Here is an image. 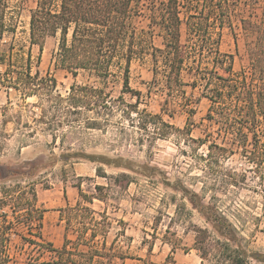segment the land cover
I'll list each match as a JSON object with an SVG mask.
<instances>
[{"label":"rangeland","instance_id":"obj_1","mask_svg":"<svg viewBox=\"0 0 264 264\" xmlns=\"http://www.w3.org/2000/svg\"><path fill=\"white\" fill-rule=\"evenodd\" d=\"M36 1L18 0L16 32L3 38L13 47L14 59L23 56L25 60L29 54L32 74L38 71L52 77L62 98L67 97L73 83L98 86L86 73L81 72L74 80L57 66L58 35L46 39L42 50L29 46V13ZM166 1L138 0L133 4L132 27L137 34L143 32L153 48L161 47V36L150 24L152 11H158ZM242 2L231 9L230 22L221 34L220 51L233 57L234 72L246 65L245 44L249 41L240 20L250 11ZM150 54L149 49L130 63L129 86L142 95L136 105L140 116L132 118L160 117L171 126L164 129L169 135L163 138L148 137L117 112L106 130L82 133L79 139L64 127L60 132L70 136L60 146V140L54 143L53 132L47 128L63 119L52 117V103H46V97L40 101L35 96L23 98L0 90V225L11 228L6 245L9 264L46 260V255L26 240L62 246L65 231L59 210L81 200L78 186L83 195L101 199L86 206L105 214L110 224L105 236L94 241L95 248L105 243L106 249L124 256V260L114 258L102 264H164L167 258L174 264H215L202 259L194 247L195 228H210L197 209L199 203L216 208L232 225L247 256H264V164L254 166L241 149L229 146L224 158L217 150L208 157L206 146L189 142L184 128L189 129L188 138L193 140L204 139L209 132L206 115L210 103L200 96L199 87H183L179 96L157 91L147 95L153 77ZM181 76L185 84H191V75L183 71ZM120 88L118 82L110 83L107 91L114 96L109 98L135 104L134 96H117ZM80 149L103 157L105 164L68 157ZM97 168L105 178L96 176ZM15 186L19 188L5 193ZM29 186L36 195L34 202L27 193ZM95 186L104 188L96 192ZM27 199L35 210L43 212L41 220L37 214L30 216ZM68 238L73 240L70 235ZM247 264L264 263L250 258Z\"/></svg>","mask_w":264,"mask_h":264},{"label":"trees","instance_id":"obj_2","mask_svg":"<svg viewBox=\"0 0 264 264\" xmlns=\"http://www.w3.org/2000/svg\"><path fill=\"white\" fill-rule=\"evenodd\" d=\"M136 1H36L35 8L29 13V46L42 50L46 39L58 35L57 66L74 80L82 72L98 84L73 83L66 92L67 97L62 98L52 77L42 76L38 71L32 74L29 54L25 60L23 56L14 59L13 47L3 38L15 34L20 7L16 6L18 0H0V90L15 92L23 98L35 96L40 101L41 97H46V103H52L49 107L52 117L60 116L64 120L52 122L56 126L51 127L50 124L47 128L53 132L54 143L60 140V146L67 136L74 135L79 139L82 133L106 130L117 112L131 126L136 124L148 137L163 138L169 135L164 129L171 126L160 117H139L136 121L132 118L133 115L140 116L136 105L142 95L129 86L130 63L146 55L150 49L153 77L147 95L157 91L165 96H179L183 94V87H199L200 96L210 103L206 115L209 132L204 139L193 140L188 138L189 129L184 128L188 141L206 146L208 157L217 150L218 155L224 158L229 146L241 149L243 157L254 166L263 165L264 0L242 2L250 11L247 18L240 20L241 30L249 41L245 44L246 65L238 72L233 71V57L220 51V43L222 31L230 22L231 9L241 0H167L158 11H152L150 21L159 29L160 48L150 47L144 33L137 34L132 27ZM182 10H185L184 15ZM183 71L191 75V84L183 82ZM114 82L121 87L117 96H134L135 104L126 105L121 99L109 98L114 95L107 89ZM45 113L41 108V114ZM64 127L71 130L70 135L60 132ZM217 140L221 143L218 144ZM68 157L105 164L103 157L88 155L81 149L70 152ZM101 173L102 169L97 168L96 176L105 178ZM122 177L126 176L122 174ZM18 188L7 189L5 193ZM103 188L95 186L93 190L98 192ZM27 189L31 202H34V189L31 186ZM77 189L82 201L59 210V220L64 223L65 231L62 246L55 248L50 243L26 240L46 255V260L35 259L29 264H102L104 260L110 262L114 258L124 260L121 254L111 248L106 249L105 243L100 249L95 248L94 241L105 236L110 224L105 214L96 213L86 206L94 199H101L83 195L79 186ZM26 202L29 203L30 216L37 214V219L41 220L43 212L35 210L28 199ZM197 209L210 226L209 229L194 230V247L202 259L215 264H247L252 258L264 263V256H247L235 229L216 208L199 203ZM10 232L9 225H0V264L10 263L6 256ZM69 235L73 240L68 238ZM164 264L174 262L167 258Z\"/></svg>","mask_w":264,"mask_h":264}]
</instances>
